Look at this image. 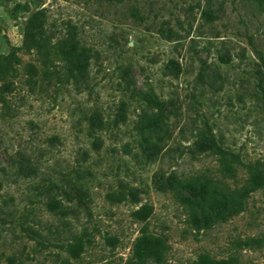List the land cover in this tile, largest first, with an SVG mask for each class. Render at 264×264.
Masks as SVG:
<instances>
[{
  "label": "rangeland",
  "instance_id": "rangeland-1",
  "mask_svg": "<svg viewBox=\"0 0 264 264\" xmlns=\"http://www.w3.org/2000/svg\"><path fill=\"white\" fill-rule=\"evenodd\" d=\"M34 13L53 43H77L83 76L27 72L41 66L17 49ZM10 52L21 62L0 81V264H126L144 225L164 243L159 264H264L263 189L209 226L184 201L245 177L222 175L203 143L264 178V0H0ZM144 112L159 124L139 129Z\"/></svg>",
  "mask_w": 264,
  "mask_h": 264
},
{
  "label": "trees",
  "instance_id": "trees-1",
  "mask_svg": "<svg viewBox=\"0 0 264 264\" xmlns=\"http://www.w3.org/2000/svg\"><path fill=\"white\" fill-rule=\"evenodd\" d=\"M17 49L32 52L41 56L38 67L35 63L28 62L26 70L32 74L41 71L45 77H51L50 67L61 65L64 69L65 76H73L72 72L78 71L83 76L87 68V62L84 61L82 50L79 49L77 43L73 40L61 41V43H53L51 38L45 34L43 23L38 21L37 15L32 14L26 24L24 38L21 47ZM20 58L14 52L0 54V81L8 88L10 78L14 76L13 71L16 70L14 64H19ZM40 68V69H39ZM57 69H54V71ZM57 73V71H55ZM59 76V74H57ZM161 115L159 112L147 113L140 115L138 122L139 129L154 128L159 124ZM201 151H209L216 157L219 172L226 176L236 178L238 171L243 168L245 177L239 186L229 188L225 183L212 186L209 183L203 184L199 192V200L192 204L189 197H184V201L190 209V215L194 218L200 214L206 224L209 226L213 219L222 218L220 210L229 203L234 212L242 208L243 201L249 195L259 189L264 191V178L254 169L251 164L241 161L238 155L230 152L222 146L212 143H203ZM193 181L184 183V186H190ZM264 202V194H263ZM51 210H58L64 214V208L57 200L49 203ZM150 213L148 205H141L135 212L134 216L137 220L143 222ZM250 242H260L257 239H251ZM67 251L73 258H77L83 249V242L77 238L74 242L66 246ZM164 243L162 239L149 233L144 225L140 235L136 237L131 249V256L126 264H148L149 262L161 263L163 260ZM195 264H235L231 260H216L206 254L198 256Z\"/></svg>",
  "mask_w": 264,
  "mask_h": 264
}]
</instances>
